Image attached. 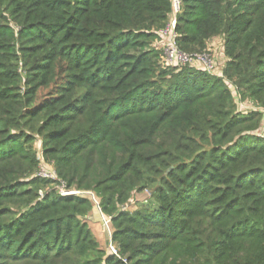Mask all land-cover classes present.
I'll return each mask as SVG.
<instances>
[{
	"label": "trees",
	"instance_id": "16d2710c",
	"mask_svg": "<svg viewBox=\"0 0 264 264\" xmlns=\"http://www.w3.org/2000/svg\"><path fill=\"white\" fill-rule=\"evenodd\" d=\"M180 2L221 76L171 0H0V264H264V0Z\"/></svg>",
	"mask_w": 264,
	"mask_h": 264
},
{
	"label": "built area",
	"instance_id": "2783aa9c",
	"mask_svg": "<svg viewBox=\"0 0 264 264\" xmlns=\"http://www.w3.org/2000/svg\"><path fill=\"white\" fill-rule=\"evenodd\" d=\"M173 5V17L171 21L167 24V26L160 31V36L163 43V54H164V66L165 67H175V66H191L198 69H201L207 72L210 75L221 76V72L223 70L220 69L221 65L225 62V57H213L209 52L203 53H194L188 54L183 52L177 43V34L175 31L176 27V15L181 11V2L180 0H171ZM224 59V60H223ZM249 108L248 110H251ZM39 177L44 179H52L54 178V172H48L46 170H40ZM59 192L64 196L69 195H79V192L70 191L65 188V186H61ZM92 200L95 204V210L99 212L101 217L102 227L105 229V233L108 236V248L111 255L119 257V252L112 242V223L111 219L103 215L101 209L99 208L98 202L92 195Z\"/></svg>",
	"mask_w": 264,
	"mask_h": 264
},
{
	"label": "rangeland",
	"instance_id": "374dc122",
	"mask_svg": "<svg viewBox=\"0 0 264 264\" xmlns=\"http://www.w3.org/2000/svg\"><path fill=\"white\" fill-rule=\"evenodd\" d=\"M221 45H222V38L221 37L211 40V42L209 44L210 51H208V52L213 57V59H215L216 57H218L220 55V53H221V51H220ZM222 68H224L223 64L221 65L220 69H222ZM240 106H241L243 111H248V109L252 107V105H250L248 102H240ZM149 199H150L149 193H143V194L135 195V199H134V201L131 204V208L135 209L137 207L136 206L137 202L138 203H145ZM89 220H90V225L92 227V230H93L95 236L97 238L101 239V241L103 243H105L107 241V239H108V236L105 233L104 227H102L101 217L99 215V212L97 210H95Z\"/></svg>",
	"mask_w": 264,
	"mask_h": 264
}]
</instances>
